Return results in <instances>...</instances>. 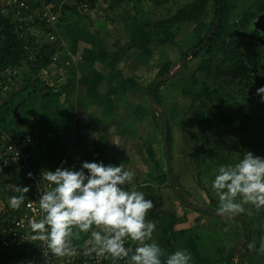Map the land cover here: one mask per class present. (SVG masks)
Wrapping results in <instances>:
<instances>
[{
  "label": "crops",
  "instance_id": "1",
  "mask_svg": "<svg viewBox=\"0 0 264 264\" xmlns=\"http://www.w3.org/2000/svg\"><path fill=\"white\" fill-rule=\"evenodd\" d=\"M105 1L95 0V5L88 7L87 14L80 8L77 9L79 16L87 19L86 31L77 29L75 23L79 16L75 14L69 19L74 27L73 31L64 26L69 20L56 21L59 23L58 26L56 25L57 33L61 30L59 33L64 35L65 42L74 41L75 45L73 48L67 45L65 49L62 47L64 43L58 41L59 39L57 44L60 45L55 44L56 49L52 56H57V59L52 60L51 64L57 68L62 66L64 69L62 72L52 73L54 79L52 78L51 83L45 84L49 87L48 99L40 98L37 113L30 124L32 131L30 135L39 139L38 143L30 148L33 165L35 164L33 168L40 178L42 170L54 171L62 159L66 162L63 167L74 166L73 171L80 170L84 161L122 165L125 170L136 172L133 184L138 182V185L147 192H144V196L150 198L153 197V193L158 195V188L149 185V181L152 180L154 186L162 184V181L158 180L160 177L158 175V110L156 109L158 105L154 103L153 96L158 84V81H155L156 74L160 65L167 60L171 62L170 72H173L174 59L177 56L179 58L181 52L174 41L163 46L151 42L147 46L153 47V50L156 48V53L159 47L167 58L158 66L156 61L148 62V53H142V49L147 46L124 51L123 48L130 42L141 40V38L137 40L138 37L149 31L151 23L156 19L151 17V23L141 27L135 18L123 19L118 14L119 11L129 8L133 3L136 8L140 7L139 12L142 15H149L151 12H156L158 7L154 8L152 0H107V4ZM103 9L112 10V15L103 12ZM94 10L100 11L99 16L93 15ZM135 24L138 25L137 29ZM119 26L123 29H118ZM197 26L200 27V24L195 25L191 30L194 35L198 34L195 29ZM116 54L121 56H115ZM64 61H69V64L62 63ZM47 68L48 65L38 71L46 73ZM27 71L32 72L29 68ZM172 76L168 80L174 77ZM33 81L40 83L37 79ZM152 81H154L153 87L149 92ZM45 85H41L43 91ZM6 97L3 100H6ZM132 104L135 106L131 107ZM139 105L144 107L145 112L141 117L134 115V113L139 114L137 111ZM84 171L87 175V170ZM16 174L26 175L25 170L17 171ZM142 175L143 180L140 178ZM148 187L153 191L148 190ZM188 193L191 197H202L194 191ZM176 195L179 196L178 193ZM162 199L163 201L158 203V208L166 203L163 197ZM203 199H205L204 194ZM177 201L179 203V200ZM182 204L184 203H179L180 212L177 209L173 213L171 210L168 211L171 220L170 224L167 222L169 234L160 236L171 235L173 252L186 250L191 253L192 259L189 264H264V252L256 246L258 233L253 231L251 234L250 229L253 230L251 224L245 225L238 216L233 218L221 216L215 209L212 211L206 209V205L203 206L202 203L200 204L202 207L191 204L188 206L185 205L186 202L185 206ZM189 209L199 215L197 227L205 232L207 237L205 245L211 250L210 257H202L198 248L194 251L188 246L189 244L182 242L185 231L189 232L188 236L198 239V235L191 232L189 226L182 227L180 224L182 223L180 214L184 217ZM175 217L176 224H174ZM159 228H165L164 224L158 225V230ZM211 235L215 240L211 239ZM249 244L254 245L251 250ZM166 259L167 257L161 258L162 264Z\"/></svg>",
  "mask_w": 264,
  "mask_h": 264
},
{
  "label": "rangeland",
  "instance_id": "2",
  "mask_svg": "<svg viewBox=\"0 0 264 264\" xmlns=\"http://www.w3.org/2000/svg\"><path fill=\"white\" fill-rule=\"evenodd\" d=\"M189 1L191 0H166V2L158 7L162 10L169 9L171 12H174L180 7L181 4ZM61 3L62 0H56L55 2L56 13L55 17L53 18L54 20H58L59 15L71 9L70 4L72 3L70 0H65L62 4V8ZM105 3L107 4V0L105 1ZM256 3H258V0H238L236 3V7L231 12V18L233 23H235L233 26L234 31L236 33H239V36L237 34V37H235L236 45L241 44L243 39H253L257 43V47L259 48V51L261 53V63H263L264 36L260 35V32L254 24L259 19V15L263 13L261 12L259 15L256 14L255 17L251 20L250 25L246 29H244L240 25V19L237 18V15L243 10H247L248 12H255ZM58 7L60 8L58 9ZM80 9L81 11H84L85 14L89 13L87 11L88 7ZM102 11L106 13L109 12L112 15V10L107 11L106 9H103ZM139 11L140 7L136 8L135 5L131 3V6H129V8L121 9L118 14L121 15L123 19L129 20L135 18L136 20H138L141 27L142 25H149L152 21L151 17L156 20L158 19V9L156 12H151V14L149 15H142ZM99 12H96L94 10L93 15L99 16ZM88 16L90 17L91 14ZM81 17L82 16L77 17L78 20L75 23L77 25L76 27L77 29L81 28L83 29V31H86V29L88 28L87 19ZM207 20L201 23L200 27L197 26L195 28L198 34H195L190 39L188 38V41L186 40L183 46L181 44H178L180 52L182 49L187 48L192 43H195L197 41L198 35H203L207 26ZM55 25L58 26L59 23L55 22ZM64 26L69 27L68 29L73 31L74 27H72L70 20L65 22ZM135 28L137 29L138 25L135 24ZM118 29H123V27L119 26ZM192 29L193 25H189V27L186 28V33L191 31ZM59 32H56L58 36H56L53 41H57V39H59L58 41H62V44L64 43L62 47H64L65 49H67V45L70 47L72 46L73 48V46L75 45L73 43L74 41L68 39L71 40L72 43H69L68 41L65 42L64 35L62 34V38V35ZM144 33L141 37L139 36L137 40H139L140 38L144 39L145 35L146 38L152 37L153 34L158 33V29L155 31L149 29V31H146ZM31 34L37 37L39 43L48 41L47 34H44L42 37V30H40V26H33L31 28V33H29V36ZM130 35L131 34H129V37ZM178 37H180V35ZM120 39L124 38L120 37ZM35 42L37 43V40ZM58 45L60 44H57V46ZM174 47L176 48L177 46ZM134 48L138 47H133L130 49ZM156 51L157 49L155 48L153 50V47L151 46H147L142 49V53H148V62L156 61L157 63H155L159 66L160 63L165 61L167 58L164 54V51L160 50L159 47L158 53H156ZM217 57L219 58V56H216V59H218ZM183 58L184 62L182 63V66H184L183 68L181 66L180 69L177 70ZM200 58L201 55L197 56L196 58H191L190 55L188 57H183V55H180L179 58L177 56L174 59L175 63L172 68L173 72L170 73L174 74L177 73V71L180 72L176 74V76L173 75L174 77L172 76L173 78H171V80H168L170 78L162 77L160 79L161 81L158 82L162 83L159 88V95L161 96L160 100L165 109L164 110L160 106H156V109L158 110V175L160 176L158 180L162 181V184L154 186L155 184L152 183V180L149 179V185H152L154 188H158L157 193L165 199L164 201H166V203L163 204L161 208H158V195L156 196L153 193V197L149 198L145 196V199L152 200L154 204V208L150 210L148 215L146 216V221L152 220L157 225V228L153 232L152 237V239L157 244L158 240L162 238L160 235L166 234L169 231L167 229L169 224L171 223L168 215L170 210L172 211V213L175 212L176 209L180 212V201L178 203L177 200L179 199L176 193H178L179 197H181L186 203H188L185 205L189 206L191 204V206H201L200 204L202 203V205H206L205 207L210 211L214 209L217 211L219 205V197L213 190L212 183L215 176L218 174L219 167L234 165L243 158L246 151H251L255 155L264 157V103L260 102V96L256 94V90L264 85L261 84L257 88H255V81H252L248 86L225 84L219 91V94L225 101L222 110L224 109L225 113L227 112L232 115L234 123L230 124L222 121V110L219 112L216 107L214 109L212 107V110L214 113L218 114L220 118L214 117L215 115L209 116V119L212 120L213 127L206 121L199 122L197 119V108L189 109V91L199 90L203 87L204 81H206L209 85L211 84V80L213 79L212 76L211 78L206 79V75L204 73L196 72L197 80L196 82L192 81V73L198 66ZM56 69L57 66H55L54 64H51L49 68L45 69L46 73H39L40 70L35 73L27 71V68H24L22 76L14 80L15 83L13 85H10V87H7L6 91L3 92V96H7V100L4 102L0 100V127L8 131L21 129L25 133H32L30 124L37 113V104L40 103V98L38 100L36 99L33 102L34 108L31 112V115L29 119L27 118V120L23 124L18 120L16 116V105L18 103H27L28 98L32 94L37 93V97H39V94L43 92V86L41 85H45L47 82H52L53 77L51 75H53L52 73ZM258 74L259 73L256 69L254 75ZM35 79L39 80L40 83H35L33 81ZM186 79H188V83L186 82ZM157 80L158 78H156L155 81ZM32 91H35L36 93H31ZM134 106L135 104H132L131 107ZM137 111L139 114L134 113V115L141 117L142 113L144 112V107L139 105ZM166 115L167 117H170L171 123L172 144L169 151L170 159H167L163 148L164 135L162 125L163 122L165 123ZM139 135L142 136V134ZM40 162L42 163L41 160ZM134 173L136 175V172ZM199 176L202 178L200 184L197 183V178ZM12 177L15 178L12 179ZM140 178L143 180L144 176L142 175ZM26 182L27 180L24 174L17 175L16 172H13L3 178L2 184L0 185V193L5 194L3 192H7L8 189H13L14 185L24 186ZM133 183L134 182L132 180L122 187L129 191L136 190L142 193L146 192L143 187L138 185V182L135 184ZM202 187H205L209 190V196L204 193ZM190 191L191 193L192 191H194V193H198L202 195V197H191L188 193ZM203 194L205 195L206 200L203 199ZM9 198L10 197H8L6 200L0 198V208L3 212H6V214L7 212H11L8 204ZM210 198H212L213 200H210ZM236 202H240L239 196L237 197ZM185 205L182 204V206ZM244 207L245 212L243 213L245 215V218H243L245 219V223L248 225L251 224L254 233L257 231L258 244H260V246L264 245V207H261L259 210H257L253 205H244ZM180 215V220L182 221V223H180L181 226H189V228L191 229L190 231L198 235V239L190 237L188 236L189 232L185 231V236L183 237L182 242L184 244H189L188 246H190V248H192L194 251H197L196 248H198L199 253H201L199 255H202V257H210L211 250L207 245H205L207 239V237L205 236V232L197 227L199 215L195 214L194 210L192 209H189L184 214V217H182L183 214ZM171 217H173L172 214ZM167 222H169L168 225ZM161 224H164L165 228H159L158 230V225L160 226ZM174 224H176V217ZM93 230L102 231V229L95 228ZM73 231L76 232L78 231V229H73ZM158 237L160 238L158 239ZM89 238L90 235L85 233H81L79 237L70 238L72 246L76 248L77 253L83 250H87L83 242L84 240ZM211 239L215 240L213 235H211ZM148 242L150 243L151 241ZM128 243L130 251L134 253L135 247L139 246L138 242L131 241L129 238ZM212 244L213 242L211 241V245ZM164 257H167V255H165ZM15 264H31V262H19Z\"/></svg>",
  "mask_w": 264,
  "mask_h": 264
},
{
  "label": "clouds",
  "instance_id": "3",
  "mask_svg": "<svg viewBox=\"0 0 264 264\" xmlns=\"http://www.w3.org/2000/svg\"><path fill=\"white\" fill-rule=\"evenodd\" d=\"M256 94L264 103V86ZM72 167L41 171L39 179L48 185L39 198V208L45 215L40 220H29L30 239L45 242L56 257H73L77 250L70 238L85 233L90 235L83 242L87 248L85 255L95 253L121 260L129 257L125 241L130 238L139 245L131 255V264H162V249L152 239L157 225L152 220L146 221L154 208L153 201L145 199L140 191L122 187L133 180L135 173L122 165H105L102 161H84L77 171ZM28 177L33 174L29 172ZM30 188L14 185L13 190L20 195L9 198V207L20 209ZM212 188L219 197L217 214L221 216L233 218L245 212L244 205L259 210L264 207V157L246 151L234 165L220 166ZM238 196L240 202H236ZM253 247L249 244L250 250ZM260 251L264 252V246ZM191 259V253L177 250L167 256L164 264H189Z\"/></svg>",
  "mask_w": 264,
  "mask_h": 264
},
{
  "label": "trees",
  "instance_id": "4",
  "mask_svg": "<svg viewBox=\"0 0 264 264\" xmlns=\"http://www.w3.org/2000/svg\"><path fill=\"white\" fill-rule=\"evenodd\" d=\"M48 1L52 2L51 9L53 12H56V0ZM70 1L72 3L70 4L71 9L59 15L58 21L64 22L71 19L74 14L79 15L77 10L79 9L77 8L79 2H88V7L95 5V0ZM237 1L238 0H191L189 2L181 4L177 10L171 12L169 9L162 10L158 7L164 2H166V0H152L154 8L158 7V19L152 22L150 28H148L154 31L158 29V33L153 34V36L149 38L144 37V39H141L139 41L130 42L128 46H125V48H123L124 51H127L133 47L143 48L149 45L151 42H156L158 46H163L171 41L177 42V44H181L183 46L184 42L186 40L188 41V38L190 39L194 36V32L192 31L186 33V28L189 27V25H193L194 27L195 25L201 24L208 19L207 26L203 35L201 37H198L195 43H192L187 48L182 49L180 55H183V57H188L192 49L197 48L190 55L191 58H196L197 56L201 55L198 66L192 73V81L196 82L197 80L196 72L204 73L206 75V79L211 78V76L213 77V79L211 80V84L208 85L207 82L204 81L202 88L196 91H189V109L197 108L198 121H206L212 127L213 123L212 120L209 119V116L215 115L214 117H219L218 114L213 112L212 107L213 109L216 107L217 110L220 112L222 110L223 105L225 104V101L219 94V91L222 86H224L225 84L248 86L249 84H251L252 81H255V88H257L261 84L264 85V62L261 63V53L259 51V48L257 47V43L250 38L243 39V41L239 45H236L235 42V37H237V34L239 36V33H236L233 29L235 23H233L232 21L231 12L236 7ZM261 12H264V0H258V3H256L255 12H248L247 10H243L237 15V18L240 19V25L244 29H246L250 25V22L255 17V15L260 14ZM11 13L12 12L10 10V6H8V12H0V73L4 68L8 66L21 67L22 69L20 70V72H24V68H29L32 70V72L35 73L39 69L46 68L48 64L52 63V55L55 52L56 46L54 44L49 43L48 41L39 43L37 37L32 34L27 38L21 37L19 35L20 29L17 28L16 24L13 23L11 20ZM218 15L219 19L214 31L207 38L204 45L200 46L207 37V34L210 29L214 25ZM56 21L57 20H54V22L35 20V22L32 24V27L40 26V30H42V37L44 34L46 35L47 32L57 34V29L55 25ZM29 33H31V30ZM179 35L180 37H178ZM26 40L34 42L37 40V49L35 51V60L33 62L27 60L28 53L26 49H24V44ZM115 56L121 55L116 54ZM216 56H219V58L217 57L218 59H216ZM170 66L171 62L169 60L162 63L158 68L156 78L169 74L171 70ZM256 69L259 73L258 75H254ZM179 72L180 71H178L176 74H178ZM20 76L14 78V80L20 78ZM14 80L12 81L11 85L15 83ZM153 82L154 81L150 83L149 92L152 90ZM186 82L188 83V79H186ZM161 85L162 83H158L156 85L153 91V96L154 103L164 109V106L162 105L159 96V88ZM1 88L2 86L0 87V89ZM44 88L46 90L39 94V98H41V100H47L49 96V87L45 85ZM31 93L36 92L32 91ZM33 95H35L37 99V93ZM5 99L7 100V97ZM6 100H2V102ZM221 116L222 121H224L225 123H234L232 115L227 112L225 113L224 109L222 110ZM168 117L166 115L165 127L167 152L169 156V151L171 149L172 144V137L170 117ZM0 128L10 134L12 137H24L29 135L28 133L23 132L21 129L8 131L2 127ZM33 145H31V147ZM15 166V164H9L8 166L3 167L2 175L0 177V185L2 184V180L6 175H9L14 171L24 172L23 167L15 168ZM24 176L27 180L24 186H29V179L26 177V175ZM14 178L15 177H12V179ZM201 179L202 178L200 176L197 178L198 184L201 183ZM24 186L22 185L20 187L23 188ZM147 189L151 190L152 188L150 189V187H148ZM202 189L207 196L210 195L209 190L207 188L202 187ZM3 193L5 194L0 193V198L3 200H6L8 197L14 195H20V193L15 192L13 189H8L7 192L4 191ZM32 194L33 191L30 188V191L24 194L25 201L32 197ZM178 199L180 202L185 204V201L181 197L178 196ZM210 200L213 199L210 198ZM160 201L162 202L163 199L158 194L159 204L161 203ZM22 206L23 204L21 205V207ZM19 210L20 209H13L12 211V209L10 208L11 212H7L6 214V212L1 211L0 209V234L3 232V227L5 226L7 221L12 217H16L20 212ZM239 214L241 215L240 218L243 223L246 224L244 219V213ZM250 232L251 234H253L252 228L250 229ZM172 240L173 239L170 235L164 236L158 240V245L162 249L161 258L165 255L168 256L169 254L173 253L174 247ZM256 246L261 248V246L264 245L260 246V244L257 243ZM125 247L129 248L128 242L126 243ZM37 253L38 247L35 244H31L27 248H18L15 250L10 248L6 249L0 246V264L31 262L34 257H38ZM77 254H79V252ZM132 254L133 252H131L129 249V255L131 256Z\"/></svg>",
  "mask_w": 264,
  "mask_h": 264
},
{
  "label": "built area",
  "instance_id": "5",
  "mask_svg": "<svg viewBox=\"0 0 264 264\" xmlns=\"http://www.w3.org/2000/svg\"><path fill=\"white\" fill-rule=\"evenodd\" d=\"M0 12H8V6L11 10V20L20 29L19 35L27 38L32 28V24L35 20L54 22L55 13L51 9V1L48 0H0ZM76 1V0H75ZM89 3L79 2L78 7L86 8ZM50 9H49V8ZM48 42L56 44L57 41H53L57 36L54 33L47 32ZM24 49H26L28 56L27 60L33 62L35 60V51L37 49V43L34 41H25ZM57 59V56H52V60ZM69 64V61L62 62ZM51 63L48 64V68ZM21 67H6L0 73V100H3V92L11 85L14 78L21 75ZM63 67L60 66L53 73H59L63 71ZM60 79H57L59 81ZM38 137L33 135H27L24 137H12L7 132L0 128V177L2 175L3 167L9 164H15V168L23 167L26 173V177L29 179L28 185L31 186L33 191L32 197L27 199L23 206L20 208V212L16 217L10 218L5 226L3 232L0 234V246L6 249H18L27 248L31 244H35L38 247V257H34L31 264H131V256L121 260H113L110 256H99L95 253L85 255L86 251H80L74 257H56L47 248L46 243L39 240L30 239L31 229L29 226V220H40L44 218V213L39 208L40 194L47 190V182L40 181L39 177L34 171V161L30 153V147L33 144H37ZM65 159L60 160L56 168L63 167ZM55 168V169H56ZM33 174L32 178L28 177V173ZM1 181V180H0ZM31 204L32 207H28ZM127 239L125 241V245Z\"/></svg>",
  "mask_w": 264,
  "mask_h": 264
},
{
  "label": "water",
  "instance_id": "6",
  "mask_svg": "<svg viewBox=\"0 0 264 264\" xmlns=\"http://www.w3.org/2000/svg\"><path fill=\"white\" fill-rule=\"evenodd\" d=\"M218 19H219V15L217 16L214 25L212 26V28H211L210 31L208 32L207 37L205 38L204 42H203L200 46L204 45V43L206 42L207 38H208V37L211 35V33L214 31V29H215V27H216V24H217V22H218ZM263 19H264V13L261 14V15H259V19H258V21L262 22ZM196 49H197V48L192 49V51L190 52L189 55H191V53H193ZM183 62H184V58L181 60V64L179 65V68H178L177 70L180 69V67L182 66V63H183ZM174 74H175V73H174ZM174 74H173V73H169V74L164 75V76H162V77L170 78V77H171L172 75H174ZM162 77H159L157 81L159 82V80H160ZM34 101H35V95L32 94V95L28 98V102H27V103H18V104L16 105V108H15V109H16V111H15V112H16V116H17L18 120H19L22 124L27 120V118H28V116H29L31 110L33 109V105H34L33 102H34ZM163 116H164V115H163ZM162 127H163V135H164V140H163L164 153H165L167 159H169L168 152H167V146H166V127H165V123H164V122H163ZM206 209H207V208H206ZM235 216L241 217V215H239V214H237V215H235ZM248 237H249V228H248V233H247V238H248Z\"/></svg>",
  "mask_w": 264,
  "mask_h": 264
},
{
  "label": "flooded vegetation",
  "instance_id": "7",
  "mask_svg": "<svg viewBox=\"0 0 264 264\" xmlns=\"http://www.w3.org/2000/svg\"><path fill=\"white\" fill-rule=\"evenodd\" d=\"M262 13H264V12H262ZM257 22L254 23L255 27H257L258 31L260 32V35L264 36V19L262 20V22H260L258 20H257Z\"/></svg>",
  "mask_w": 264,
  "mask_h": 264
}]
</instances>
